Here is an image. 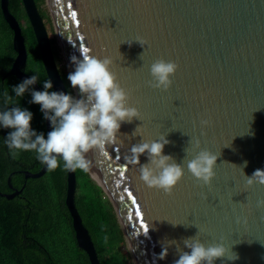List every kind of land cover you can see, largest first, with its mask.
Returning <instances> with one entry per match:
<instances>
[{
	"label": "water",
	"instance_id": "water-1",
	"mask_svg": "<svg viewBox=\"0 0 264 264\" xmlns=\"http://www.w3.org/2000/svg\"><path fill=\"white\" fill-rule=\"evenodd\" d=\"M46 1L68 73L74 70L72 56L110 57L129 106L139 110V119L121 125L106 154H87L92 161L87 174L111 201L134 264H173L192 237L205 246L224 245L226 256L214 264H264V206L257 207L264 185L250 186L245 177L264 169V0ZM21 3L45 77L53 91L66 93L38 8L34 0ZM0 9L13 33L9 72L23 81L31 77L23 71L24 37L8 0H0ZM161 58L178 65L166 91L148 84L150 65ZM32 87L40 91L37 83ZM44 122L47 133L50 123ZM162 136L169 141L163 154L184 169L171 195L148 188L139 179V165L126 160L133 144ZM191 139H199L200 148L193 149ZM204 149L218 156L208 186L187 169V161ZM139 160L148 163L147 154ZM46 171L43 164L23 177L39 178ZM74 174L66 170L65 205L77 246L90 264H99L74 204ZM21 191L0 195L12 199ZM164 248L167 255L159 259Z\"/></svg>",
	"mask_w": 264,
	"mask_h": 264
},
{
	"label": "clouds",
	"instance_id": "clouds-1",
	"mask_svg": "<svg viewBox=\"0 0 264 264\" xmlns=\"http://www.w3.org/2000/svg\"><path fill=\"white\" fill-rule=\"evenodd\" d=\"M135 40L142 46L139 38ZM89 51L84 50L85 53ZM70 61L74 70L68 73L67 80L71 88L78 90L79 98L71 93L50 91L53 88L50 79L42 83L43 91H35L32 86L37 83L38 76L32 75L11 86L12 95L5 91L6 107L0 111V128L9 130L5 143L13 158L21 151L34 152L49 171L62 166L65 170L87 173L92 167L87 154L94 150L106 154V146L119 139L121 125L130 123L133 118L139 119L140 113L137 108L129 106V93L121 87L111 70L110 57L101 59L83 54L79 59L72 56ZM177 69L178 65L174 61L162 58L155 60L149 68L152 78L148 82L149 86L166 91L172 85L171 77ZM26 93L31 95L29 103L39 105L44 119L50 123L51 130L46 135L32 129V112L20 107V101ZM9 103L17 106L7 107ZM208 124V120H201L202 126ZM168 143L162 136L133 144L126 160L139 165V179L148 188L171 195L182 179L184 169L172 156L163 154ZM191 143L193 149L200 148L199 139H191ZM144 154H147L148 163L140 164L139 157ZM217 158L216 154L206 149L200 150L187 161V169L192 177L208 186L215 175L213 169ZM245 177L250 186L254 183L264 185V169H256L250 177ZM261 206H264V200L257 201V207ZM184 247L188 251L180 250L179 258L173 264H214L217 259L225 257L227 251L222 243L205 246L196 237L184 240ZM166 255L167 249L164 248L158 258L164 259Z\"/></svg>",
	"mask_w": 264,
	"mask_h": 264
},
{
	"label": "trees",
	"instance_id": "trees-1",
	"mask_svg": "<svg viewBox=\"0 0 264 264\" xmlns=\"http://www.w3.org/2000/svg\"><path fill=\"white\" fill-rule=\"evenodd\" d=\"M42 1L34 0L50 35L53 34L52 21L39 10ZM8 10L24 37L27 60L23 71L29 76L37 75V84L43 89L42 83L47 77L21 0H8ZM8 27L0 9V111L6 107L5 91L12 95L10 87L22 82L9 72L15 52L13 33ZM50 40L53 46L52 36ZM30 100L31 95L26 93L20 107L32 112V129L46 135L39 107L30 104ZM11 106L17 105H7ZM8 131L0 128V194L21 188L22 191L12 199L0 195V264H90L85 252L76 244L65 205L66 170L62 166L54 171L47 169L39 178L25 179L24 172L17 171L36 172L43 164L34 152L21 151L13 158L5 143ZM74 172V204L99 264H134L111 201L87 173Z\"/></svg>",
	"mask_w": 264,
	"mask_h": 264
},
{
	"label": "rangeland",
	"instance_id": "rangeland-1",
	"mask_svg": "<svg viewBox=\"0 0 264 264\" xmlns=\"http://www.w3.org/2000/svg\"><path fill=\"white\" fill-rule=\"evenodd\" d=\"M38 6H39V10H41L43 15L45 17H49L51 19V15H50V11H49V8H48L47 1L43 0L42 2L39 3ZM50 36L53 37V40H54V45L53 46L56 47V49L54 50V53L56 55L55 63H56V66L58 68V71L60 73L68 74L67 73L68 70H67V65H66V62H65V58L63 56L62 50L60 48V43L58 41L57 35L55 34L54 30H53V34H50ZM81 182H82V179H80V183ZM126 247H127V250L130 252L127 244H126ZM130 254H131V252H130ZM131 257H132V255H131ZM132 260H133V258H132Z\"/></svg>",
	"mask_w": 264,
	"mask_h": 264
},
{
	"label": "flooded vegetation",
	"instance_id": "flooded-vegetation-1",
	"mask_svg": "<svg viewBox=\"0 0 264 264\" xmlns=\"http://www.w3.org/2000/svg\"><path fill=\"white\" fill-rule=\"evenodd\" d=\"M44 22V21H43ZM45 25V24H44ZM47 30V29H46ZM48 33V32H47ZM48 37H49V41H51L50 39H51V36L49 35V33H48ZM51 43V42H50ZM51 49H52V53H53V56H54V59H55V57H56V55H55V53H54V50L56 49V47H54V46H52L51 45ZM68 70V69H67ZM68 73V72H67ZM59 74H60V76L59 77H61V79H62V81H63V85L65 86V88H66V93H71L74 97H76L77 98V96H76V93H75V90L73 89V88H71V86H70V84H69V82H68V80H67V75L68 74H64V73H60L59 72ZM38 85V84H37ZM38 88H39V90L40 91H43V89H41L39 86H38ZM32 89L34 90V88L32 87ZM51 91H53V89H51ZM38 107H39V105H38ZM39 110H40V107H39ZM41 112V111H40ZM41 115H42V117H43V113L41 112ZM43 123H44V125H45V122H44V117H43ZM44 125H43V127H44ZM44 129H45V132H46V128L44 127ZM47 134V133H46ZM43 166V165H42ZM42 166H41V168H42ZM41 168L39 169V170H37L36 172H31V171H29V173H37V172H39L40 170H41ZM17 172H25L24 170H22V171H17ZM26 172H28V171H26ZM12 193V192H11Z\"/></svg>",
	"mask_w": 264,
	"mask_h": 264
},
{
	"label": "snow or ice",
	"instance_id": "snow-or-ice-1",
	"mask_svg": "<svg viewBox=\"0 0 264 264\" xmlns=\"http://www.w3.org/2000/svg\"><path fill=\"white\" fill-rule=\"evenodd\" d=\"M72 16L75 18V16H76V13L75 12H73L72 13ZM85 51H86V49H84Z\"/></svg>",
	"mask_w": 264,
	"mask_h": 264
}]
</instances>
